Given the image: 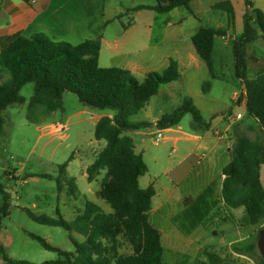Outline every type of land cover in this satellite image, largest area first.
<instances>
[{
    "label": "trees",
    "instance_id": "16d2710c",
    "mask_svg": "<svg viewBox=\"0 0 264 264\" xmlns=\"http://www.w3.org/2000/svg\"><path fill=\"white\" fill-rule=\"evenodd\" d=\"M193 1L158 0L155 6H139L137 9L165 14L182 7L191 13ZM244 2V31L233 40L235 74L245 85L248 115L264 135V70L254 79H249L247 75L248 48L259 38L264 39V11L256 8L252 0ZM214 9L227 12L233 23L235 14L230 0L217 3ZM227 35L228 31L224 29L201 27L192 38L198 55L207 64L212 75L215 39ZM100 51L101 38L73 45L54 41L46 34H35L30 38L17 36L0 52V131L4 125V110L25 102L21 89L27 83L35 86L27 113V119L32 123H41L54 111L63 109L67 93L77 95L85 106L114 112L113 118L103 117L95 127V138L105 141L106 145L87 169L90 182L104 173L98 196L110 205L112 212H106L103 207L90 200H87L85 208L72 221L65 220L59 209L57 212L60 218L36 215L27 210L29 217L39 224L62 227L70 233L84 236L83 242L70 237L75 246L74 252L54 247L35 234L29 236L44 249L60 256L58 260L41 264H162V233L150 222L155 190L153 187L140 186L139 179L147 173L148 168L142 154L136 151L133 138L127 133L153 126L152 122H136L131 118L146 107L163 85L180 80L179 64L172 60L164 72L150 73L145 80L140 81L129 70L101 67ZM208 88L209 84L205 90ZM187 114L192 116L197 130L210 128V123L189 96L184 97L179 109L161 117L157 127L164 130L179 125ZM252 131L255 133L254 137L249 133ZM234 134L231 159L222 170L221 200L231 210L230 213L236 209H244V227L260 225L264 221V186L261 181L264 139L262 141L254 124L250 122L236 125ZM68 164L69 162L60 167L62 175H66ZM40 177L51 178L49 175ZM65 179L66 181L58 179L59 193L68 186L74 194L77 185L67 176ZM211 190L214 191L213 183L198 197L186 198L185 214H191V219L188 218L191 230L205 221L216 219L217 213L212 214L214 209L220 212L219 215H223V222L233 221L237 225L233 215H224L225 208H219L217 197L209 205V199L213 196L209 195ZM0 195L4 202L0 211L8 215L11 196L2 184ZM205 202L208 208L205 207ZM199 211L201 215L198 217L195 213ZM175 219L174 222L177 223L178 218ZM1 230L0 227V233ZM257 241L234 246V251L251 257L260 255ZM126 247L130 248L129 253L125 252ZM0 251L4 253L6 264H35L11 260L2 247ZM200 257L208 260L206 264H236L231 256L225 257L220 250L210 246L203 249ZM201 258L198 264H202ZM260 261L264 264L261 255Z\"/></svg>",
    "mask_w": 264,
    "mask_h": 264
},
{
    "label": "rangeland",
    "instance_id": "374dc122",
    "mask_svg": "<svg viewBox=\"0 0 264 264\" xmlns=\"http://www.w3.org/2000/svg\"><path fill=\"white\" fill-rule=\"evenodd\" d=\"M114 1L116 0H112V2ZM222 1L225 0H196L191 4V13L185 8H178L170 14H159L162 20L167 16H171L177 20L184 19L182 29L185 34L182 45L187 46L189 49L193 48L191 47L193 44L190 42L189 36L196 33L201 27L229 30L228 37L227 39L225 37H217L215 39L213 75L207 64L201 59H199L198 65L190 64L189 68H182V78L171 84L163 85L158 95L154 96L139 114L133 116L131 118L132 121H150L155 117L171 114L182 106L185 96H190L206 121L211 122L213 115H217L218 119L222 120L225 117L233 119L238 113H242L244 119L236 125H241L245 122L253 123L257 134L261 136L263 141L264 135L259 126L250 119L245 105L242 106L234 103L232 100L234 93L240 92V82L235 74V56L233 41L230 35L234 34V36H238L244 31L243 16L246 7L243 0H231L235 14L232 23L227 12L214 9V6ZM252 1L256 5V2ZM117 3L118 10L124 11L125 9L124 21H127L128 16L126 14H128V9L133 8L134 5L155 6L158 4V0H117ZM262 3L264 4V2ZM113 6H115V2ZM130 14L134 15V17L137 15L131 10ZM142 14L149 15L152 13L144 11ZM158 25L159 22L156 26ZM259 42L254 43L252 47L255 48ZM258 54L260 58L259 63L254 62L252 59L249 60L250 67L252 68L248 72L249 78H252V70L259 72L264 70L263 47H261ZM208 84L209 88L205 90ZM34 91L35 86L33 83L24 86L21 94L27 99V102L8 109L6 126L0 134V184L4 186L11 196L8 208L9 214L7 215L4 211H0V227L2 228L0 247L4 249L5 254L11 260L41 264L46 261L58 260L60 256L56 252L44 249L29 234L40 236L46 239L52 246L68 252L75 251L71 236L78 242L85 240L84 236L70 233L62 227L39 224L33 221L27 212L29 210L36 215H47L52 218H60L62 216L68 221L76 218L81 210L77 214L72 213L68 207L71 203L65 204L69 201V197L66 198V193L69 192H66L63 198L58 191V179L66 181V175H62L60 168L63 164L72 159L70 161V163H73L70 168V174L75 175L77 178V180L76 178L74 179V182L80 193L85 195L88 185L93 188L90 193H86L87 200L99 204L106 212H112V209L108 203L100 199L96 192L101 189L104 173L97 176L92 182H89L88 178L81 176V170L92 163L93 159L90 154H92L93 148L100 149L98 143L90 144V140L94 138L92 125L87 121L74 123V120L77 119L74 118L68 122V129L64 132L65 138L55 137L53 139L50 136L41 137L42 132L40 128L45 125L44 123L58 120L67 122V117L76 112L83 104L76 95H71L73 99L64 106L65 112L59 110L46 117L41 124L32 123L27 119V113L30 98L34 94ZM91 109L98 111L95 108ZM194 124L192 116L187 114L183 117L180 127L187 132H195L193 128ZM157 129L158 127H150L149 132L152 133L150 137L130 133H127V135H131L134 139L139 152L145 150L144 157L150 174L155 175L162 183H167L168 178L165 172L168 169L174 168L178 160L174 153L171 154L173 145H165L163 144V140H161L157 145L154 143L148 150L145 149V140L151 141L153 139L154 141L158 132ZM249 133L252 137L255 136L253 131ZM230 141H232L233 146L235 142L234 133H232ZM155 155L160 157L161 165H157L158 163L153 160ZM229 159H231V152L230 156L228 153L222 156L217 162L213 173H217L222 167L227 165ZM8 172H17L19 176H26L27 182L23 183L21 180L9 179ZM261 172L262 184L264 186V165L261 167ZM70 174L67 175L68 179ZM40 175H49L51 178H43ZM222 181L223 176L221 172L213 182L214 191L211 190L212 192L209 193L210 196L213 195L209 199V205H212L214 199L216 200L217 197L218 204H220L219 208H225L223 209L225 216L231 217L233 215L235 220H237V225L233 221L223 222V215H219L220 212L214 209L212 214L217 213L216 219L205 221L191 230L188 219L189 217L191 219V214L186 215L180 212V214L174 217V219L178 218L175 225L193 240V243L189 247L183 246L177 248L176 251L183 255L176 256L177 258L169 256V264H192L190 259L194 257V250L198 243L201 245L206 244L207 247L210 246L213 249H221L225 257H230L232 251H234V246L246 245L250 240L257 241L258 232L264 229V221L260 225L244 227V209H236L230 213L231 210L221 200ZM71 195L74 196L73 193ZM87 200L80 199L79 204L84 205ZM3 203V198L0 195V206ZM204 204L206 208L209 207L206 202ZM58 209L61 216L57 212ZM195 214L198 217L201 215L200 211ZM151 220L153 223H156V218L152 217ZM124 250L126 253L130 252L129 247H126ZM254 259L261 263L259 254L254 256ZM256 260H240L236 261V264H258ZM0 264H6L4 253L1 251Z\"/></svg>",
    "mask_w": 264,
    "mask_h": 264
},
{
    "label": "crops",
    "instance_id": "0c3cea01",
    "mask_svg": "<svg viewBox=\"0 0 264 264\" xmlns=\"http://www.w3.org/2000/svg\"><path fill=\"white\" fill-rule=\"evenodd\" d=\"M114 2L115 6H113ZM114 2H112V0H0V52L2 48L11 44L19 35L30 38L35 34H46L54 41L66 42L73 45L81 44L87 40L101 38L99 65L103 68H122L129 70L140 81L145 80L150 73L164 72L168 69L172 60L178 62L181 78L182 68L187 69L190 64H199L198 62L201 58L192 42V38L196 33L189 36V40L193 44V46H191L193 47L192 49L182 45V43H184L183 37L185 34L182 29L184 19L177 20L173 19L171 16H167L162 20L159 16V14L162 15L161 13L154 10L137 9L139 6L148 5H134L133 8L128 9V14H126V11L125 14L128 16V20L124 21L125 9L124 11L118 10L119 7L117 6V0ZM254 2H256V5L254 4L256 8L264 11V4L262 3L264 0H254ZM130 10L137 15L134 17V15L130 14ZM174 10L165 13V15L172 13ZM144 11H149L152 14H142ZM158 22L159 25L156 26ZM236 36L237 35L234 36V34L232 36L230 35L232 41ZM227 37L228 36L225 38L227 39ZM257 42H259V44H257L255 48L252 47V45ZM261 47L264 49L263 38H259L249 46L247 75L249 70L252 69L249 60L252 59L256 63L260 62L258 52ZM252 71V78L248 77L249 79H254L259 74V71L257 70ZM239 82L240 92H235L232 100L234 103H238L242 106L245 105L247 109L246 103L243 102V96L241 95L245 85L241 81ZM71 95L75 94L67 93L65 95L64 106L73 99L71 98ZM23 98L25 99V102L17 105H23L27 102V99L25 97ZM17 105H12L4 110V125L0 134L6 126L8 109ZM64 106V110H60L65 112L66 109ZM97 110L98 111H94L83 104V106H80L76 112L67 117V122L58 120L44 123L45 125L40 128V131L42 132L41 137L50 136L53 139H55V137L65 138L64 132L68 129V122L71 121V119L77 118L74 120V123L87 121L92 125L95 138V127L99 120L106 116L110 118L114 117L113 111ZM55 112L56 111L50 115ZM160 118L161 117H155L148 122H152L153 126L157 127V122ZM211 118L212 121L209 122L210 128L205 130H197L193 125L195 132H187L180 127V124L168 129H162L163 144L173 145L171 154L174 153L176 155L178 159L177 165L165 172V175L168 178L167 183H162L155 175H151L149 170L139 179L142 188L153 187L155 190L152 210L150 212V222L162 233V245L164 249L162 264H169V256L177 258L176 256L183 255L176 251L177 248L183 246L189 247L192 245L193 240L175 225L174 217L180 214V212L186 213V198L198 197L214 182L215 178H217L227 166L225 165L217 173H213L217 162L222 156L226 155V153L230 156L232 149V141H230V137L232 138L234 127L244 119V115L241 121H236L235 117L233 119L225 117L221 120L218 119L217 115H213ZM149 129L150 128L130 132V134L150 137L152 133L149 132ZM159 130L160 129L158 128L157 131ZM94 138L90 140V144L93 145V143H98L100 149H97L96 147L93 148V152L90 154L93 159L91 161L92 163L88 164L85 169L81 170V176L83 178H89L87 173L88 167L93 164L97 154L106 145L105 141H99L96 138L94 140ZM147 141L149 140H145L146 150L154 144L153 139L150 141L149 145H147ZM138 150L139 148L136 146V151L140 154L143 153L142 156L146 163L144 157L145 150L141 151L142 153ZM153 160L158 163L157 165H161L160 157L157 155L153 157ZM72 164V162L68 164L66 176L70 174ZM7 174L9 175V179L16 181L21 180L23 183L27 182V177H23V175L19 176L17 172H8ZM75 178V175L70 174V180H74ZM68 189L69 187L65 186L60 195L64 198L66 192L70 193H66V198L69 197V201L65 204L68 205L71 203L68 205L70 211L77 214L80 210L85 208L87 202L86 201L84 205H80V199L87 200L86 193H90L93 188L88 185L85 195L80 193L77 188L74 196L71 195L72 193ZM99 191L96 192L98 193ZM152 217L156 218V223L152 222ZM253 242L254 240H250L246 244ZM205 247L206 244L201 245L198 243L196 245L194 250L195 255L190 259L192 264H198ZM191 250L193 251V249ZM220 251L223 255L224 253L221 249ZM230 256L235 262L248 259L256 260L254 257L239 254L235 251H232ZM201 261L202 263L208 262L205 257L201 258ZM256 262L261 264L257 260Z\"/></svg>",
    "mask_w": 264,
    "mask_h": 264
},
{
    "label": "built area",
    "instance_id": "2783aa9c",
    "mask_svg": "<svg viewBox=\"0 0 264 264\" xmlns=\"http://www.w3.org/2000/svg\"><path fill=\"white\" fill-rule=\"evenodd\" d=\"M243 97V102L246 103V99H245V95H246V89L244 88L242 94H241ZM241 98V97H239ZM243 119V115L241 113L237 114L235 116V120L236 121H241ZM163 139V131L162 129H160L158 132H157V135H156V139L154 140V143L155 144H158L161 140Z\"/></svg>",
    "mask_w": 264,
    "mask_h": 264
},
{
    "label": "water",
    "instance_id": "95a60500",
    "mask_svg": "<svg viewBox=\"0 0 264 264\" xmlns=\"http://www.w3.org/2000/svg\"><path fill=\"white\" fill-rule=\"evenodd\" d=\"M149 144H150V141H147V145ZM257 247H258L260 255L264 258V229H261L258 232Z\"/></svg>",
    "mask_w": 264,
    "mask_h": 264
}]
</instances>
